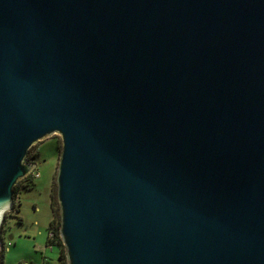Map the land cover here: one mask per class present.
I'll use <instances>...</instances> for the list:
<instances>
[{
	"label": "water",
	"instance_id": "obj_1",
	"mask_svg": "<svg viewBox=\"0 0 264 264\" xmlns=\"http://www.w3.org/2000/svg\"><path fill=\"white\" fill-rule=\"evenodd\" d=\"M55 133L66 264H264V0H0V252Z\"/></svg>",
	"mask_w": 264,
	"mask_h": 264
},
{
	"label": "rangeland",
	"instance_id": "obj_2",
	"mask_svg": "<svg viewBox=\"0 0 264 264\" xmlns=\"http://www.w3.org/2000/svg\"><path fill=\"white\" fill-rule=\"evenodd\" d=\"M60 151V135L56 133L41 139L30 148V153L39 154L36 168L33 170L38 172V176H31L30 181L20 182L19 190L23 192H20V203L17 206L19 211L12 209L6 214L8 216L4 221L2 235V264H44L45 255L54 264H60L58 246L55 245L53 251L45 250L53 216L51 196L56 195ZM31 182L33 183L30 184ZM24 184H27L28 188L31 185L32 187L25 190L22 187Z\"/></svg>",
	"mask_w": 264,
	"mask_h": 264
},
{
	"label": "trees",
	"instance_id": "obj_3",
	"mask_svg": "<svg viewBox=\"0 0 264 264\" xmlns=\"http://www.w3.org/2000/svg\"><path fill=\"white\" fill-rule=\"evenodd\" d=\"M33 146V145H32ZM31 146V147H32ZM30 147V148H31ZM39 154L36 152V153H30V149L28 150V154H27V160H34L36 158H38ZM34 177L33 173H31L29 176H25L23 177L22 179H20L14 186L13 188V191H14V197L16 196V193L19 191V187H20V182L21 181H24V180H27V181H30L32 178L30 177ZM30 178V179H29ZM33 182H31L30 184H32ZM28 184V183H27ZM27 184H24L22 187L25 189V190H28L32 187V185L30 186V188H28ZM52 199H51V206H52V213H53V216H52V219L50 221V226L49 228L51 227H54L57 231L59 230V207H58V202H57V199H56V195H52L51 196ZM16 211L18 212L19 211V208H15ZM59 247L60 249V254H59V263L60 264H66V256H65V251H64V246H63V243L62 241H59L58 244L56 245ZM2 253H3V247L1 248V252H0V264H2ZM44 263V262H43ZM45 264V263H44Z\"/></svg>",
	"mask_w": 264,
	"mask_h": 264
},
{
	"label": "built area",
	"instance_id": "obj_4",
	"mask_svg": "<svg viewBox=\"0 0 264 264\" xmlns=\"http://www.w3.org/2000/svg\"><path fill=\"white\" fill-rule=\"evenodd\" d=\"M31 173H33L34 177L38 176L37 171H33ZM59 241H62L60 234H59V230L57 231L54 227L49 228L48 234H47V242L45 245V250L53 251L54 246L57 245ZM43 260H44L43 262L45 264H54L53 261L51 259H49L46 255L44 256Z\"/></svg>",
	"mask_w": 264,
	"mask_h": 264
},
{
	"label": "flooded vegetation",
	"instance_id": "obj_5",
	"mask_svg": "<svg viewBox=\"0 0 264 264\" xmlns=\"http://www.w3.org/2000/svg\"><path fill=\"white\" fill-rule=\"evenodd\" d=\"M30 161H37V158L36 159H34V160H30ZM20 192L22 193L23 191H21V190H19L18 192H17V196H16V198H15V207H14V209L13 210H16L15 208H17V206H18V204L20 203V197H21V194H20ZM18 198V199H17ZM17 200H18V202H17ZM17 203V204H16ZM13 213V211L12 212H10V214H12ZM8 215H6V217H7ZM4 224H5V222H4ZM4 224H3V226H2V229H1V234L3 235V232H4Z\"/></svg>",
	"mask_w": 264,
	"mask_h": 264
}]
</instances>
